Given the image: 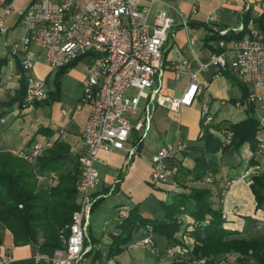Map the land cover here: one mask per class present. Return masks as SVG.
<instances>
[{"label":"built area","instance_id":"1","mask_svg":"<svg viewBox=\"0 0 264 264\" xmlns=\"http://www.w3.org/2000/svg\"><path fill=\"white\" fill-rule=\"evenodd\" d=\"M158 0H37L18 12L24 34L19 42L11 46L13 55L22 56V68L29 71L39 58L30 48L43 51L45 64L53 71H59L83 58H90L87 74L82 82V95L77 109L89 105V114L82 131L84 152L79 157L80 174L76 184L78 209L71 216L68 236L61 249L50 254L34 252L36 264H84L86 254L91 250L85 246L92 208L97 201L93 191L99 183L95 163L99 153L108 154L123 150L131 132L141 133L138 143L150 128L152 112L157 105L178 112L181 107H190L202 97L207 83L198 79V73L207 65L199 64L193 71L191 64L183 60L171 67L176 79L182 74L189 77L188 85L178 99L162 97L159 94L163 65V48L168 41L173 21L165 11H158L150 21L151 8ZM11 12L3 9V15ZM184 28L186 25L184 23ZM0 32L4 33L0 17ZM226 32H220L224 35ZM221 52L210 56L209 64L219 69L229 68L244 86H264V36L250 31L240 40L218 44ZM45 81L34 75L25 78L23 102L26 106L42 103L48 99ZM136 90L135 96H126L129 90ZM141 99L144 109L132 126L129 117L137 111ZM262 97L250 92L249 103L261 102ZM201 125L198 138L204 129L213 124L208 103H201ZM264 128V119H259ZM137 147V146H136ZM136 147L129 150L128 157L135 154ZM182 140L160 147L151 156L153 185H165L174 181L178 173L175 154L185 150ZM47 149L34 143L30 150L20 151L17 157L33 163ZM264 155V144L259 145ZM253 175L264 173L263 169L251 167ZM51 182V180H50ZM205 178L202 184H210ZM124 216V214H120ZM223 216L226 214L223 211ZM150 230V229H149ZM193 228L187 227L191 233ZM185 244L189 238L182 236ZM151 245L149 236L142 238L140 246ZM185 252L181 245L170 247L166 255L177 260ZM12 258L3 255L0 264H9ZM96 264H116L112 258Z\"/></svg>","mask_w":264,"mask_h":264},{"label":"crops","instance_id":"2","mask_svg":"<svg viewBox=\"0 0 264 264\" xmlns=\"http://www.w3.org/2000/svg\"><path fill=\"white\" fill-rule=\"evenodd\" d=\"M35 1L37 0H0V17L3 19L5 28L4 33L0 32V59L6 60L5 65L0 69V152H9L17 156L20 151L30 150L36 142L47 148H51L55 143H63L68 147L70 155L79 158L84 152L82 131L89 114V105L84 104L80 109L76 107L82 95V82L86 77L90 58L77 61L65 71L62 78L60 77L57 100H52L51 93L53 92H49L48 99L39 105L24 108L18 106V97L22 92V79L25 82L27 76L34 75L45 81L51 72H56V74L58 72L51 70L45 61L40 62L41 59L44 60L43 54L41 49L35 46H32L30 50L39 58L33 62L29 71H24L22 68V56L20 54L13 55L10 50L11 46L19 42L24 34L18 12ZM7 6L10 7L11 12L4 16L3 9ZM158 11H165L173 21L171 33L163 48L165 70L159 94L170 99H178L182 96L188 85L189 77L187 74H182L176 79L171 67L183 60L191 64L193 71L198 70L200 63L207 65L204 70L198 73V79L207 83V87L203 90L202 97L196 99L192 106L181 107L178 112H172L159 105L154 107L151 125L159 127L163 136L154 151H145V153L151 157L152 153L160 147L180 139L186 148L182 153L175 154L174 158L177 161L180 160L183 165L192 167V160L198 155V152H193L191 149L202 147V142L198 138L202 102L208 103L213 123H237L249 116L246 113L247 102L244 103L247 100L245 95L248 96L250 92H254L263 100L254 104V112L251 115L253 117L256 115L258 120L264 119V86L255 89L246 87L236 79L229 68L219 69L209 64L210 56L216 54L215 50H217V41L212 39L213 34H216L217 31H232L233 33L243 31L246 36L252 30L264 36V0H158L151 8L150 21ZM184 23L186 28H184ZM84 61H88L86 65H83ZM176 82L177 93L173 94L171 84ZM231 105L240 108L241 112H230L229 106ZM158 108L160 112L156 114ZM173 113H176V117L171 115ZM137 118V115H131L129 117L131 124V119L136 122ZM165 118L168 121H173L172 126L164 122ZM22 134L24 138L21 136ZM30 134L31 137H29ZM257 139L264 144V128L259 131ZM138 141L139 138L134 141L129 137L123 150H113L108 154L99 153V161L95 163V168L99 173V183L93 191V196L97 198L98 202L105 199L106 196L122 190L128 198L133 196L134 181L137 179L139 166L136 156L141 154L144 147L143 140L140 143ZM135 147V154L128 157L129 150ZM184 152H186L185 156ZM210 156L216 160H212ZM252 156L247 143L238 151L230 149L226 153L207 156L208 160L216 164L217 172L213 177H206L211 180V183L205 184L204 187L210 188L214 194L220 193L227 222L230 217L251 214L252 206L255 208L248 187L253 177L250 165ZM257 160H259V164L256 167L260 170L263 169L264 155H258ZM221 167L224 171L220 170ZM45 181L54 184L52 180L50 182L49 178H42L39 182ZM165 185L172 188L173 192L179 190L174 182ZM164 191L168 190L164 189ZM97 204L92 208L91 215L96 210ZM164 204L165 202L163 206ZM115 207L117 208L116 223L114 228L105 234V247L97 248L103 240L93 237L91 224L89 226L87 242L91 252L86 255L92 254L91 260L95 253L101 254L102 260L106 259L105 255L111 243L110 233H113L119 215H125L130 206L127 207L125 202L119 201ZM141 216L153 219L151 216L143 214ZM163 216L164 211H161L155 218L163 219ZM225 226L231 229L228 223ZM262 234L264 232L254 236ZM133 235L139 236L136 240L137 244L141 242L139 241L141 238L145 237L134 233L131 239ZM155 235H149L152 244L163 248L164 255L162 256L160 251H156L153 261L137 262L134 259L132 260L133 264H171V259L166 255V240L158 235L155 237ZM130 241L124 247L123 252L129 248L127 246ZM123 252L112 258L116 264H126L118 260ZM33 254L31 246H14L11 234L7 231L4 233L3 244L0 246V258L3 255L10 256L12 261L9 264H36Z\"/></svg>","mask_w":264,"mask_h":264},{"label":"trees","instance_id":"3","mask_svg":"<svg viewBox=\"0 0 264 264\" xmlns=\"http://www.w3.org/2000/svg\"><path fill=\"white\" fill-rule=\"evenodd\" d=\"M243 37V31H227L224 35L217 31L212 36L217 41L215 53L221 52L219 42L229 43ZM76 62L57 72L56 91L51 93L52 100L58 99L60 77ZM5 63V59H0V69ZM22 82L19 108L29 107L23 102L24 79ZM245 102L246 113L249 114L246 119L237 123H213L204 129L203 136L199 138L202 147L191 149L198 152L192 160V167L176 160L178 173L173 182L179 190L172 192L169 201L164 204L163 219L142 217L138 204L130 206L124 216L119 215L118 223L109 236L111 243L106 259L123 252L132 234L145 231L146 236L156 234L165 239L166 250L181 245L190 250V260L206 259L204 264H212V260L219 255H234L241 264H264V234L250 239L238 237L236 231L225 226L227 218L223 216L220 193L214 194L210 188L199 186L206 177H213L217 172L216 164L208 160V155L226 153L230 149L238 151L247 143L253 154L250 165L259 164L257 159L261 155V142L257 135L263 127L251 115L254 104L247 100ZM79 174V158L70 155L63 143H55L47 148L33 163L12 153L0 152V246L7 231L12 236L14 246L29 245L33 252L48 254L63 248L71 216L78 209L76 184ZM42 178H49L54 184L39 182ZM250 190L254 196L255 209L264 208V173L253 175ZM189 226L193 228L191 233L187 232ZM183 235L189 238L191 247L189 243L183 242ZM101 260L102 255L95 253L91 264Z\"/></svg>","mask_w":264,"mask_h":264},{"label":"rangeland","instance_id":"4","mask_svg":"<svg viewBox=\"0 0 264 264\" xmlns=\"http://www.w3.org/2000/svg\"><path fill=\"white\" fill-rule=\"evenodd\" d=\"M43 54V51L40 50ZM90 60V59H89ZM43 59H41V63H43ZM88 61H84L83 65H86ZM62 78V77H61ZM45 89L48 92V97L50 95L49 92H55L56 91V72H51L50 75L45 80ZM172 86V92L173 94H176L177 91V82L171 84ZM137 94L136 90H129L126 94V96H135ZM80 100H78L77 105L79 104ZM144 107V100L141 99L140 104L137 108V111L135 112V115L140 117V111ZM229 111L232 113H240L241 109L236 106H229ZM160 112V109L158 108L156 111V114ZM155 114V115H156ZM173 117H176V113L171 114ZM164 116V113H163ZM166 117V114H165ZM172 117V118H173ZM256 118L257 116L254 115ZM153 118V113H152ZM132 120V126L135 125V121ZM164 122L170 124L172 126L173 121L171 120H164ZM152 123V122H151ZM158 129V130H157ZM24 138V135H21ZM141 133L139 132H133L130 135V138H132L134 141L137 140V138H140ZM163 133L161 129L158 127L151 125L150 128L146 131V133L143 136V150L141 154L137 155L136 158L139 166L137 170V179L134 181L135 189L133 196L131 198H128L123 194V190L121 192H115L112 195H108L103 199L102 201L98 202L97 208L94 211V213L91 215L90 218V224H91V234L93 237L100 238L103 241L100 242L99 247H105V234L108 231H111L114 228V225L116 223V217H117V208L115 207L119 201H123L126 203L127 207L134 206L136 204L139 205L140 213L144 216H151L153 218L157 217L161 211H163V203H167L169 200V197L171 193L174 191L172 188H168L167 185H153L150 182V175L152 172V163H151V157L150 155H147L145 151H154L160 141L162 140ZM31 137V134L30 136ZM156 152V151H155ZM154 153V152H153ZM152 153V154H153ZM212 160H216L213 156H210ZM221 171H224L222 167L220 168ZM152 184V185H151ZM199 186L204 187L205 184H201ZM250 195L254 196L250 190V185H248ZM164 189H167L168 191H164ZM128 195V194H126ZM255 203V201H254ZM228 225L231 229L236 231L238 233V236L240 238H252L255 234L263 233L264 232V208L256 210L254 206H252L251 214L247 215H240L236 216L234 218H229ZM157 237V235H155ZM139 236L133 235V238L131 239L130 243L127 247H129L126 251H124L118 258L120 262H125L126 264H133L134 259L139 261L148 262L153 261L154 257L156 255V251H160L161 255L163 256V248L159 247L158 245L154 244H147L145 246H140L137 244V239ZM142 240V238H141ZM139 240V241H141ZM190 240H188V243ZM85 246H88V242L85 243ZM191 247V242L190 245ZM95 250V248H94ZM190 250L185 248V252L182 254L180 258L177 260L171 259V264H204L206 259H200V260H190L189 257ZM91 255H86L84 258V264H90L91 261ZM213 259V258H210ZM236 257L234 255H219L215 257L214 260H212V264H241L237 262ZM98 263V262H97ZM250 264V262H249Z\"/></svg>","mask_w":264,"mask_h":264},{"label":"water","instance_id":"5","mask_svg":"<svg viewBox=\"0 0 264 264\" xmlns=\"http://www.w3.org/2000/svg\"><path fill=\"white\" fill-rule=\"evenodd\" d=\"M140 234H141L142 236H146L147 233H146L145 231H141Z\"/></svg>","mask_w":264,"mask_h":264}]
</instances>
